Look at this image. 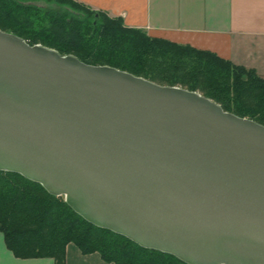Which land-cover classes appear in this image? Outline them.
Segmentation results:
<instances>
[{
    "label": "water",
    "instance_id": "water-1",
    "mask_svg": "<svg viewBox=\"0 0 264 264\" xmlns=\"http://www.w3.org/2000/svg\"><path fill=\"white\" fill-rule=\"evenodd\" d=\"M0 170L187 264H264V125L0 29Z\"/></svg>",
    "mask_w": 264,
    "mask_h": 264
},
{
    "label": "trees",
    "instance_id": "trees-1",
    "mask_svg": "<svg viewBox=\"0 0 264 264\" xmlns=\"http://www.w3.org/2000/svg\"><path fill=\"white\" fill-rule=\"evenodd\" d=\"M36 0H0V29L85 63L109 65L151 81L199 91L224 110L264 125V77L214 52L149 35L121 17L76 0L56 10ZM0 232L16 257L66 264V246L99 252L114 264H187L84 219L64 196L20 173L0 170Z\"/></svg>",
    "mask_w": 264,
    "mask_h": 264
},
{
    "label": "crops",
    "instance_id": "crops-1",
    "mask_svg": "<svg viewBox=\"0 0 264 264\" xmlns=\"http://www.w3.org/2000/svg\"><path fill=\"white\" fill-rule=\"evenodd\" d=\"M149 35L209 50L264 77V0H76ZM0 264H54L51 257L20 258L0 232ZM66 264H114L70 242Z\"/></svg>",
    "mask_w": 264,
    "mask_h": 264
},
{
    "label": "rangeland",
    "instance_id": "rangeland-1",
    "mask_svg": "<svg viewBox=\"0 0 264 264\" xmlns=\"http://www.w3.org/2000/svg\"><path fill=\"white\" fill-rule=\"evenodd\" d=\"M34 2L37 3V4L44 5L45 7L53 8V9H56V10H60V9L64 8V6H62L61 4L57 3L56 0H36Z\"/></svg>",
    "mask_w": 264,
    "mask_h": 264
}]
</instances>
